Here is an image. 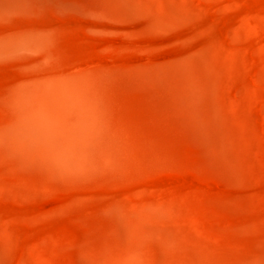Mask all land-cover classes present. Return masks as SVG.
I'll return each instance as SVG.
<instances>
[{"label":"rangeland","instance_id":"374dc122","mask_svg":"<svg viewBox=\"0 0 264 264\" xmlns=\"http://www.w3.org/2000/svg\"><path fill=\"white\" fill-rule=\"evenodd\" d=\"M0 264H264V0H0Z\"/></svg>","mask_w":264,"mask_h":264},{"label":"bare ground","instance_id":"6f19581e","mask_svg":"<svg viewBox=\"0 0 264 264\" xmlns=\"http://www.w3.org/2000/svg\"><path fill=\"white\" fill-rule=\"evenodd\" d=\"M247 24H248V23H247ZM253 25H254V24H253ZM242 26H243V25H242ZM254 26H256V24H255ZM240 28H241V27H240ZM243 28H244V26H243ZM245 28H246V27H245ZM248 29H250V28H248ZM248 29H247V30H248ZM240 30H241V29H240ZM247 30H246V31H247ZM243 32H245V31H243ZM248 32H249V31H248ZM226 59H227V58H226ZM250 154H251V153H250ZM252 154H253L254 157H256V155H255L254 153H252Z\"/></svg>","mask_w":264,"mask_h":264}]
</instances>
